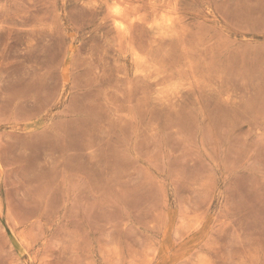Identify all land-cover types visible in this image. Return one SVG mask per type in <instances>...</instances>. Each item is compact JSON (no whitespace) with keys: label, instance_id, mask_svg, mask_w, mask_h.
<instances>
[{"label":"rangeland","instance_id":"374dc122","mask_svg":"<svg viewBox=\"0 0 264 264\" xmlns=\"http://www.w3.org/2000/svg\"><path fill=\"white\" fill-rule=\"evenodd\" d=\"M0 264H264V0H0Z\"/></svg>","mask_w":264,"mask_h":264}]
</instances>
